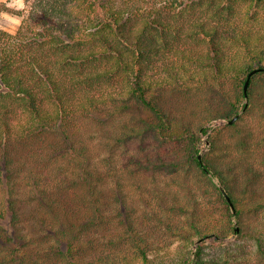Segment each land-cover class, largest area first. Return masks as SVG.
Instances as JSON below:
<instances>
[{"label":"trees","instance_id":"16d2710c","mask_svg":"<svg viewBox=\"0 0 264 264\" xmlns=\"http://www.w3.org/2000/svg\"><path fill=\"white\" fill-rule=\"evenodd\" d=\"M13 9L0 1V12L13 11L22 18L15 32L0 28V184L7 190L6 213L0 212V264H48L36 255H20L21 248L14 245L19 186L24 179L31 183L30 175L23 176L25 165L37 163V168H30L32 173L59 162V155L83 156L86 147L79 148L82 153L75 147L83 128L90 122L115 119L133 106L150 113L141 117L144 131L176 138L170 112L151 94L148 73L157 67L165 71L171 91L185 94L197 83L199 90L206 87L222 96L226 108L204 116L200 133L186 127L193 142L187 165L213 185L226 207V226L203 224L202 215L195 211L186 243L172 257L153 260L144 238L130 242L125 236L123 243H130L134 253H107L108 264H205L203 242L195 251L190 247L195 237L244 235L239 186L209 156L200 159L195 143L201 134L213 133L216 119L229 121L239 114L228 124L235 126L250 110L244 85L254 68L262 70L251 77L249 99L254 101L259 84L258 94H264V0H25L24 8ZM223 78L231 80L235 100ZM246 142L242 138L237 146L247 147ZM78 161L76 166L87 170ZM253 162L243 165L247 185L252 187L261 177V168ZM171 165L177 170L179 162ZM43 181V176H37L33 187L45 197L48 188H43ZM248 207L264 220V201L251 200ZM10 211L11 222H5ZM253 235L264 257V230ZM61 241L49 249L62 260L56 264H83L76 256L81 251L75 254L72 241L65 247Z\"/></svg>","mask_w":264,"mask_h":264},{"label":"rangeland","instance_id":"374dc122","mask_svg":"<svg viewBox=\"0 0 264 264\" xmlns=\"http://www.w3.org/2000/svg\"><path fill=\"white\" fill-rule=\"evenodd\" d=\"M0 1H5L14 11L25 6V0ZM21 19L13 11H2L0 28L15 32ZM148 76L153 82L151 94L174 120L172 133L176 138L144 131L141 117H150V113L133 106L115 119L86 125L75 142L78 153L79 148L86 147L83 156L80 157V153L76 157L59 155V162L32 173L29 170L37 168V163L25 165L22 173L30 175L31 183L24 179L19 186L16 197L19 220L13 226L17 234L14 245L21 248L20 255H36L48 264L61 263L49 249L58 239L62 240V247L71 240L75 254L81 251L76 256L83 264H108L111 259L106 258L107 253L112 255L116 250H121V255L134 253L130 243H123V237L131 242L140 236L149 244L150 257L159 261L162 255L172 257L173 252L186 243L185 235L191 229L195 211L202 215L203 224L226 226V207L213 185L205 175L187 165L193 142L187 136L186 127L200 133L204 116L226 108L222 96L214 95L206 87L199 90L197 83H192L193 88L185 94L171 91L165 71L159 67L150 70ZM223 80L228 95L235 100L231 80ZM257 86L254 101L249 99L250 110L235 126L220 117L213 122L210 129L213 133L201 134L195 143L200 148L199 154L213 159L239 186L246 220L242 237L211 233L207 238L206 235L195 237L196 242L190 247L195 251L203 242L205 264H264L253 235L264 230V220L248 207L251 200L264 201V164H261L264 159V94H258L261 88L260 84ZM214 128H218L216 132ZM242 138L247 139V147L237 146ZM78 160L87 170L76 166ZM172 162H179L177 170ZM251 162L261 168V177L254 187L247 185L243 171V165ZM60 168H64L66 174ZM236 175L239 178H234ZM37 176H43L42 186L48 188L45 197L41 189L33 187ZM245 188L250 193L244 194ZM6 194L7 190L0 184V212L4 213ZM41 198L45 203L40 202ZM48 201L54 210L46 205ZM68 212L73 214L72 220ZM11 216L10 211L4 217L5 222H11ZM236 225L240 226L238 221Z\"/></svg>","mask_w":264,"mask_h":264},{"label":"water","instance_id":"95a60500","mask_svg":"<svg viewBox=\"0 0 264 264\" xmlns=\"http://www.w3.org/2000/svg\"><path fill=\"white\" fill-rule=\"evenodd\" d=\"M260 70H262L261 67H258V68H254V69H252V70L250 71L249 75H248V78H247L246 82H245V85H244V92H245V95H246V107H247L248 104H249V87H250V80H251V77H252L255 73H257L258 71H260ZM238 117H239V114L236 115V116H234L232 119H230L229 122H230V123L235 122V121L238 119ZM199 158L202 159V155H201V154L199 155ZM226 196H227L228 200L231 202L233 208H236V207H235V204L232 202V199H231L230 195H229L228 193H226ZM237 229H239V226H238V225H237ZM210 236H211V235L208 234V235L205 236V238L210 237ZM202 239H203V238H201V240H202Z\"/></svg>","mask_w":264,"mask_h":264}]
</instances>
